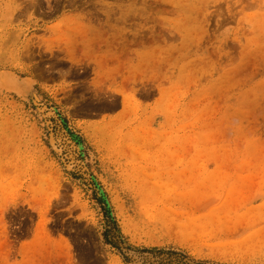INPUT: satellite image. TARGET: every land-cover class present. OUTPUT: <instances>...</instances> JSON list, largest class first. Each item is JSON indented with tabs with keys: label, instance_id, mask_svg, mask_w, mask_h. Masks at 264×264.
<instances>
[{
	"label": "rangeland",
	"instance_id": "obj_1",
	"mask_svg": "<svg viewBox=\"0 0 264 264\" xmlns=\"http://www.w3.org/2000/svg\"><path fill=\"white\" fill-rule=\"evenodd\" d=\"M0 264H264V0H0Z\"/></svg>",
	"mask_w": 264,
	"mask_h": 264
},
{
	"label": "trees",
	"instance_id": "obj_2",
	"mask_svg": "<svg viewBox=\"0 0 264 264\" xmlns=\"http://www.w3.org/2000/svg\"><path fill=\"white\" fill-rule=\"evenodd\" d=\"M113 230H114V233L116 235L117 233V229L115 228V225L113 224ZM105 237L107 239V242L110 244V245H114V247H117L114 240L112 239V237H110V231H106L105 232ZM114 237V236H113Z\"/></svg>",
	"mask_w": 264,
	"mask_h": 264
}]
</instances>
